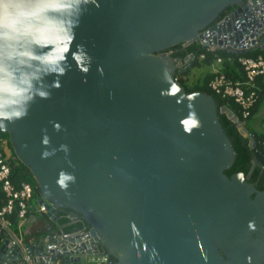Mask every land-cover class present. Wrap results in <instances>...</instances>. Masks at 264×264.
I'll return each instance as SVG.
<instances>
[{
  "label": "water",
  "instance_id": "1",
  "mask_svg": "<svg viewBox=\"0 0 264 264\" xmlns=\"http://www.w3.org/2000/svg\"><path fill=\"white\" fill-rule=\"evenodd\" d=\"M85 3L61 88L26 118L0 122L58 229L6 238L0 264H86L99 253L118 258L110 264H264V190L247 180L264 165L254 158L247 176L225 173L236 152L219 113L251 148L255 135L211 95L178 83L193 54L177 63L162 53L179 43L238 53L263 45L264 0ZM77 44L90 57L82 64L71 57ZM61 211L89 231L68 235Z\"/></svg>",
  "mask_w": 264,
  "mask_h": 264
},
{
  "label": "clouds",
  "instance_id": "2",
  "mask_svg": "<svg viewBox=\"0 0 264 264\" xmlns=\"http://www.w3.org/2000/svg\"><path fill=\"white\" fill-rule=\"evenodd\" d=\"M88 7L85 0H0V122L26 118L37 100L61 88L60 78L69 70L65 53ZM58 47L64 52L57 54ZM71 57L82 64L88 53L77 44ZM60 148L69 152L67 144Z\"/></svg>",
  "mask_w": 264,
  "mask_h": 264
},
{
  "label": "trees",
  "instance_id": "3",
  "mask_svg": "<svg viewBox=\"0 0 264 264\" xmlns=\"http://www.w3.org/2000/svg\"><path fill=\"white\" fill-rule=\"evenodd\" d=\"M234 7H228L224 12H222L220 18L226 16L230 13ZM164 52H169L170 57L176 61H184L190 54L195 56L194 67L205 66L206 68H213V65L217 62V59H221V65L219 66L220 71L225 74L229 79L234 81H244L245 73L243 68L238 62L240 57H250L257 58L262 56L264 58V44L258 45L257 47L250 48L244 53H238L231 49H220L215 51H210L203 48L197 43H192L188 46H184L183 43H179L172 47L167 48ZM204 55V59H201L200 56ZM188 71H184L182 74H176L178 83L184 87L187 93L201 92L211 95L218 108L222 106H227L241 121L246 123V128L249 132H253L256 138V146L254 148L250 147V137L243 136L235 123H233L225 114L219 113V120L225 130V133L231 140L232 146L236 152V159L232 167L225 171L228 176L233 175L234 173L242 172L245 176L248 175L252 161L254 158H257L260 162L264 164V148L262 147V142L264 141V128L263 130H256L253 126L257 117L261 115V124H264V96L255 103V105L250 110V116L244 118L242 115L241 107L234 101L232 98H224L220 94L214 92L209 86L210 81L213 79L212 71H208L204 77L192 84L188 83L185 79ZM258 85L264 87V81L261 77L257 79ZM6 142V146L12 151L13 157L10 161L11 166V181L16 186L19 187L22 182L29 183L34 188V199L37 198L39 193L38 182L34 177L31 170L25 166L16 156L14 152L13 145L10 142V134L0 131V148H3V142ZM3 144V145H2ZM249 183L253 184L258 190H264V169L256 166L247 179ZM5 201V193L2 189V184L0 183V208L3 206ZM35 201V200H34ZM33 201V202H34ZM32 209L30 210L31 213ZM67 212H59L58 215V224L65 226V232H73L82 228L86 230L90 229V226L85 221H79L74 224H69L70 219L67 217ZM46 216V215H45ZM47 217V216H46ZM11 221V230L13 233L18 234L20 219L18 216V210L8 216ZM49 226L48 232L55 230L56 224L51 222L47 217V225ZM2 235H0V249L2 247ZM114 262L118 261L117 257H112Z\"/></svg>",
  "mask_w": 264,
  "mask_h": 264
},
{
  "label": "built area",
  "instance_id": "4",
  "mask_svg": "<svg viewBox=\"0 0 264 264\" xmlns=\"http://www.w3.org/2000/svg\"><path fill=\"white\" fill-rule=\"evenodd\" d=\"M200 58L204 59V55H201ZM176 62L178 63L180 61ZM238 62L245 73L244 81H234L225 76V74L220 71L221 68L219 67L221 65V59H217V62L212 68L213 79L210 81L209 86L222 97L234 99L241 107L243 117L247 118L250 116L251 108L260 97L264 96V87L259 86L257 82L259 77L264 81V58L262 56L257 58L240 57ZM3 144V148H0V183L5 193V201L0 208V235L3 237L2 243L8 238L14 244H21L22 239L19 234H15L11 230V221L8 216L17 209L20 219V228V226L28 222L31 209L33 211L35 208L36 212L42 214H45L47 211L44 205L39 204L37 200L38 197L34 199V188L31 184L22 182L19 187H16L12 183L10 178V161L14 157L8 151L5 141ZM262 147L264 148V141L262 142ZM69 219L71 220L70 217ZM87 231L88 230L85 228H82L79 231H75V233L68 232L67 234H80L81 232L86 233ZM83 244L84 243H82V245ZM111 259L112 257L108 254H92L86 256V264H110Z\"/></svg>",
  "mask_w": 264,
  "mask_h": 264
},
{
  "label": "crops",
  "instance_id": "5",
  "mask_svg": "<svg viewBox=\"0 0 264 264\" xmlns=\"http://www.w3.org/2000/svg\"><path fill=\"white\" fill-rule=\"evenodd\" d=\"M73 223L74 222L70 220L69 224H73ZM46 225H47V217L45 216V214L36 212L34 208V210L31 211V215L29 216L28 222L20 226L18 234L23 240L34 237L36 238L41 234L43 235L47 234L50 225L48 226ZM62 228L64 230L65 226L63 225ZM56 229H58V227H56Z\"/></svg>",
  "mask_w": 264,
  "mask_h": 264
},
{
  "label": "rangeland",
  "instance_id": "6",
  "mask_svg": "<svg viewBox=\"0 0 264 264\" xmlns=\"http://www.w3.org/2000/svg\"><path fill=\"white\" fill-rule=\"evenodd\" d=\"M188 73L185 76V79L188 81V83L192 84L193 82H196L197 80H200L204 77V75L208 72V71H212V67L210 68H206L205 66H201V67H191L189 70H187ZM256 130L260 131L263 130L264 128V124H261V115L259 117L256 118L254 125H253ZM8 151L12 154V151H10V149L8 148ZM35 203V202H34Z\"/></svg>",
  "mask_w": 264,
  "mask_h": 264
},
{
  "label": "flooded vegetation",
  "instance_id": "7",
  "mask_svg": "<svg viewBox=\"0 0 264 264\" xmlns=\"http://www.w3.org/2000/svg\"><path fill=\"white\" fill-rule=\"evenodd\" d=\"M232 11H234V9H233ZM232 11H231V12H232ZM231 12H230V13H231ZM163 54H164V55H170L169 52H164ZM184 61H185V60H184ZM184 61H182V62L184 63ZM67 217H68V218L70 217V212L67 214ZM72 219H73V218H72ZM72 219H71V221H72ZM79 230H80V229H79ZM79 230H76V231H79ZM88 231H89V230H88ZM73 232H75V231H73Z\"/></svg>",
  "mask_w": 264,
  "mask_h": 264
}]
</instances>
